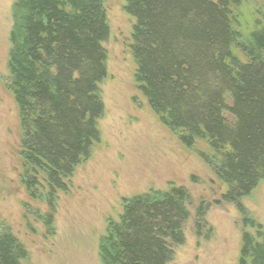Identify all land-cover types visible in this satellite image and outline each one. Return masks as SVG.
Wrapping results in <instances>:
<instances>
[{"label": "trees", "instance_id": "16d2710c", "mask_svg": "<svg viewBox=\"0 0 264 264\" xmlns=\"http://www.w3.org/2000/svg\"><path fill=\"white\" fill-rule=\"evenodd\" d=\"M134 18L135 84L159 122L226 186L221 195L245 216L240 200L264 179V23L242 35L233 27L243 0H124ZM8 69L21 130L18 155L33 198L65 189L100 139L99 83L106 76L109 27L101 0H14ZM202 145L201 148H196ZM50 197V198H49ZM186 189L170 184L122 199L118 220L98 240L101 264H167L184 243ZM51 217L44 224L51 228ZM238 264H264V229L242 220ZM196 235L201 227L195 225ZM27 252L9 227L0 230V264Z\"/></svg>", "mask_w": 264, "mask_h": 264}, {"label": "rangeland", "instance_id": "374dc122", "mask_svg": "<svg viewBox=\"0 0 264 264\" xmlns=\"http://www.w3.org/2000/svg\"><path fill=\"white\" fill-rule=\"evenodd\" d=\"M13 2L0 0V230L9 227L23 244V264H101L98 240L107 220H118L122 199L170 184L186 189L189 214L182 227L184 243L173 246L167 264H238L242 232L254 234L250 226L242 227L243 218L264 229V179L240 200L242 215L222 201L225 184L159 122L135 84V20L124 0H101L109 33L102 44L106 76L98 85L104 107L97 122L100 139L65 180V189L53 194L52 205L39 178L31 196L18 155L21 130L8 69ZM233 15V27L245 39L255 21L264 23V0H243ZM48 215L50 229L44 224Z\"/></svg>", "mask_w": 264, "mask_h": 264}, {"label": "bare ground", "instance_id": "6f19581e", "mask_svg": "<svg viewBox=\"0 0 264 264\" xmlns=\"http://www.w3.org/2000/svg\"><path fill=\"white\" fill-rule=\"evenodd\" d=\"M125 2V1H124Z\"/></svg>", "mask_w": 264, "mask_h": 264}]
</instances>
